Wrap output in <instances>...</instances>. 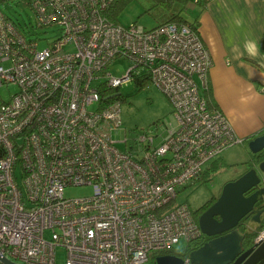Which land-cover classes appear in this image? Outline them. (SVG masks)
Masks as SVG:
<instances>
[{
    "label": "built area",
    "instance_id": "obj_1",
    "mask_svg": "<svg viewBox=\"0 0 264 264\" xmlns=\"http://www.w3.org/2000/svg\"><path fill=\"white\" fill-rule=\"evenodd\" d=\"M113 1L29 0L35 26L58 29L43 47L0 7V264H55L57 247L65 264H143L188 244L203 232L179 187L243 140L202 95L212 56L198 30L115 22ZM119 56L129 61L121 76L108 70ZM146 76L175 124L114 139L121 85ZM70 186L91 191L69 196Z\"/></svg>",
    "mask_w": 264,
    "mask_h": 264
},
{
    "label": "crops",
    "instance_id": "obj_2",
    "mask_svg": "<svg viewBox=\"0 0 264 264\" xmlns=\"http://www.w3.org/2000/svg\"><path fill=\"white\" fill-rule=\"evenodd\" d=\"M196 1L185 15L198 18L212 56L211 97L240 137L257 135L264 129V0Z\"/></svg>",
    "mask_w": 264,
    "mask_h": 264
},
{
    "label": "rangeland",
    "instance_id": "obj_3",
    "mask_svg": "<svg viewBox=\"0 0 264 264\" xmlns=\"http://www.w3.org/2000/svg\"><path fill=\"white\" fill-rule=\"evenodd\" d=\"M0 7L17 23L23 32L26 34L32 32L33 36L37 35L41 38L40 47L47 44L46 39H53L57 35L56 26L42 30L35 26V16L27 0H0ZM164 12L165 10L160 6H153L152 0H133L122 10L119 21L123 24L138 22L151 28L163 21ZM190 13L192 14V6L185 14L191 16ZM128 66V59L119 56L108 64V70L114 75L121 76ZM10 87L11 92L17 89V86ZM0 92L5 98L9 94V91L1 86ZM120 92L122 97V124L120 128L113 131L114 139L126 137L128 142H133L134 138L144 130L157 127L163 131L166 124H175L176 119L170 98L152 82L148 81L140 87L137 81L130 80L121 85ZM248 142L242 140L228 147L219 156L209 160L205 164V168L218 165L216 169L187 184V186L179 187L177 201H188L192 209L196 210L207 199L217 194L224 180L246 168L245 161H250L251 153H253ZM123 145V143H119L118 146L123 147ZM90 191V186H70L66 189V194L76 196L88 194ZM186 244V241L181 240L175 247L181 250ZM55 253V264H65L67 250L64 247H57ZM143 264H153V262L150 260Z\"/></svg>",
    "mask_w": 264,
    "mask_h": 264
},
{
    "label": "water",
    "instance_id": "obj_4",
    "mask_svg": "<svg viewBox=\"0 0 264 264\" xmlns=\"http://www.w3.org/2000/svg\"><path fill=\"white\" fill-rule=\"evenodd\" d=\"M250 150L255 153L264 148V132L249 140ZM261 172V173H260ZM264 159L250 167L236 179L226 182L218 198L199 216L202 232L207 235L219 234L200 247L189 252L194 264H263L264 238L244 249L245 233L237 226L259 200H264ZM250 194H246L251 188ZM253 221L261 219L263 209L256 208ZM218 216V217H217ZM237 256V257H236ZM8 264H16L6 257ZM183 258L176 254H160L154 264H183Z\"/></svg>",
    "mask_w": 264,
    "mask_h": 264
},
{
    "label": "trees",
    "instance_id": "obj_5",
    "mask_svg": "<svg viewBox=\"0 0 264 264\" xmlns=\"http://www.w3.org/2000/svg\"><path fill=\"white\" fill-rule=\"evenodd\" d=\"M29 1V0H27ZM133 0H114L109 7L107 11V15L115 22H120V14L122 10ZM202 1V0H201ZM200 0H197L196 2H201ZM153 6H160L162 9L165 10L164 12V19L163 21L159 22L158 24L165 23L168 21H177L179 23H186L198 30L199 32V22L198 18L195 17L194 19L188 18L185 13L190 7L191 2H195V0H152ZM157 24V25H158ZM149 81V78L146 76L145 78L137 80L138 85L140 87L144 86ZM202 95L207 99L210 107L218 108L217 104L213 101L211 97V91L209 87V83L207 86L204 87V91H202ZM105 96V94H104ZM264 129L258 132V134L263 133ZM257 134V135H258ZM256 136V134L250 135L246 138H243V141L248 142L251 138ZM262 150V149H261ZM259 151L257 153L256 162H260L262 159H264V150ZM218 166V165H216ZM215 165H212L210 168H207L204 170L203 175L208 174V172H211L212 170L216 169ZM216 200V197L212 196L209 199H207L203 204H201L196 210H194V214L197 219H199L200 214L207 209L214 201ZM261 203L264 205V201L261 200ZM260 203V204H261ZM242 232L245 233V238L243 240L242 245L243 246H250V244L253 242L254 238L259 234L260 230L264 228V215L261 216V219L259 221H253L249 215L244 216L240 222L237 225ZM202 235V234H201ZM200 235V236H201ZM199 236V237H200ZM198 237V238H199ZM197 238V239H198ZM195 241V240H194ZM191 242H189L183 249H178L176 247L167 248L164 250H160L157 252H153L151 254L150 260L155 262V259L160 254H176L179 256H187L190 252ZM190 244V245H189Z\"/></svg>",
    "mask_w": 264,
    "mask_h": 264
},
{
    "label": "flooded vegetation",
    "instance_id": "obj_6",
    "mask_svg": "<svg viewBox=\"0 0 264 264\" xmlns=\"http://www.w3.org/2000/svg\"><path fill=\"white\" fill-rule=\"evenodd\" d=\"M262 150H264V148L262 149ZM261 150V151H262ZM257 153H259V151L258 152H255V153H251V159H250V161H245V169L243 170V171H241V172H238V173H236V174H234V175H231V176H229L226 180H224L223 182H222V184H221V186H220V188H219V191H218V193L217 194H215V195H213L214 197H216V199L218 198V196L220 195V193L222 192V189H223V186H224V184L226 183V182H228V181H230V180H233V179H236L237 177H239L242 173H244L246 170H248L250 167H252V166H255V165H257L258 164V162H256V158H257ZM247 165V166H246ZM219 169L217 168V171H218ZM228 171H231V170H229L228 169ZM235 171V170H234ZM254 187L253 188H251L250 190H248L247 192H246V194H250L252 191H254ZM262 201H264V200H262ZM261 200H259L256 204H255V206H254V208L247 214V215H249V217H251L252 218V216L255 214V209L256 208H260V209H263V212L261 213V216H263L264 215V205H263V203H261ZM218 217V216H217ZM219 234H215V235H207V234H205V233H202V235L198 238V239H195V241L193 240V241H191V246H189L191 249H190V251L191 250H193V249H196V248H198V247H200L201 245H203L206 241H208V240H210V239H212V238H214V237H217ZM246 236V235H245ZM256 238V237H255ZM255 238H254V240H253V242L250 244V246L255 242ZM189 244V245H190ZM250 246H244V249H247L248 247H250ZM237 257V256H236ZM235 260V259H234ZM233 260V261H234ZM232 261V262H233ZM232 262H230V263H228V264H232ZM263 264H264V262H263Z\"/></svg>",
    "mask_w": 264,
    "mask_h": 264
},
{
    "label": "bare ground",
    "instance_id": "obj_7",
    "mask_svg": "<svg viewBox=\"0 0 264 264\" xmlns=\"http://www.w3.org/2000/svg\"><path fill=\"white\" fill-rule=\"evenodd\" d=\"M141 133V132H140Z\"/></svg>",
    "mask_w": 264,
    "mask_h": 264
}]
</instances>
